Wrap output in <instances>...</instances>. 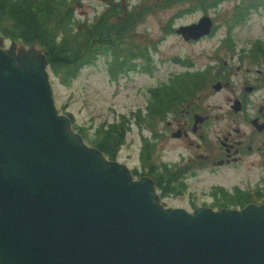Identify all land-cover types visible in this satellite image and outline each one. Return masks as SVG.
Returning a JSON list of instances; mask_svg holds the SVG:
<instances>
[{
	"label": "water",
	"instance_id": "water-1",
	"mask_svg": "<svg viewBox=\"0 0 264 264\" xmlns=\"http://www.w3.org/2000/svg\"><path fill=\"white\" fill-rule=\"evenodd\" d=\"M212 26L205 15L177 32ZM3 39L0 264H264V204L164 208L151 178L134 180L58 113L45 55Z\"/></svg>",
	"mask_w": 264,
	"mask_h": 264
},
{
	"label": "rangeland",
	"instance_id": "rangeland-1",
	"mask_svg": "<svg viewBox=\"0 0 264 264\" xmlns=\"http://www.w3.org/2000/svg\"><path fill=\"white\" fill-rule=\"evenodd\" d=\"M202 1L71 0L75 17L81 20L91 21L115 3L121 10L119 16L132 12L133 16L128 20L134 28L131 35L150 52L151 69H144V61L138 59L135 69L120 73L115 79L109 72V58L104 55L85 65L68 85L61 83L50 71L58 113L72 115V125L81 127L88 134L83 136L87 144L90 145L88 137L101 125L113 122L129 125L126 141L115 159L127 165L135 179L144 167L140 157L143 139L152 137L153 132L160 128L163 130L165 123L142 121L146 104L152 96L150 88L169 83L176 74L186 70L207 72L206 82L190 101L195 102L198 110H205L212 117L207 134L212 144L209 152L216 154L220 151L221 140L229 133L242 136L243 132L250 130L242 117L241 121L234 122L230 106L233 100L239 95L247 97L249 106L254 108L251 115L256 114L259 105L264 103V75L256 79L255 72L263 68L264 56L257 60L249 55L254 46H257L260 55H264V6L251 10L243 22L237 23L236 9L244 7L250 0H221L216 6L205 5L206 2L205 6H201ZM192 6L195 7L186 10ZM138 12L143 13L141 20L137 19ZM203 14L212 18L216 26L213 34L188 42L175 32L174 27L198 21ZM9 44V39H3V48L9 47ZM33 48L40 50L36 46ZM179 58L186 62L179 61ZM217 81L223 84L220 90L213 87ZM246 81L255 83L257 87L247 96L244 90ZM181 107L186 108L183 104ZM139 109L140 118L136 116ZM190 140L200 142L198 137L189 140L169 138L163 149L155 148L151 162L160 165L162 161L168 162L172 171L186 164L190 166L183 177L185 191L159 197L157 200L165 203L161 206L182 207L190 213L197 207H212L213 193L220 187L230 191L239 187L249 191L255 203L262 202L257 190L264 193V166L258 164L261 159L258 153L252 152L236 166L201 167L188 162L189 157L203 151L192 145ZM251 161H255L256 165ZM173 163L180 167H174Z\"/></svg>",
	"mask_w": 264,
	"mask_h": 264
},
{
	"label": "trees",
	"instance_id": "trees-1",
	"mask_svg": "<svg viewBox=\"0 0 264 264\" xmlns=\"http://www.w3.org/2000/svg\"><path fill=\"white\" fill-rule=\"evenodd\" d=\"M219 1L203 0L201 6L216 5ZM259 1L253 0L252 5L256 6ZM137 14V19L141 20L143 13ZM237 14L238 20H242L244 10L237 11ZM119 15L121 10L116 7L87 21L75 17L71 0H0L2 35L26 47L35 43L45 54L53 75L65 85L99 55L109 58V72L113 79L120 73L135 69L138 59L144 61V69H150L151 55L148 48L131 35L134 28L128 20L133 13L128 12L127 17ZM206 75L207 72L185 71L172 78L169 83L150 88L151 115L156 116L162 110L163 103H183L195 97L206 82ZM137 116L140 117L138 114ZM73 127L82 136H88L81 127L74 124ZM128 131L129 125L124 122L101 125L88 137L89 143L98 147L108 158L115 159L126 141ZM146 154L143 149V162ZM147 174L155 179L162 196L181 194L186 189L183 179L185 172L182 169L172 171L167 167L164 171H157L155 168ZM213 194L215 197L212 206L216 208L243 207L254 201L251 194L238 188L233 191L220 188ZM259 195L264 201L261 194Z\"/></svg>",
	"mask_w": 264,
	"mask_h": 264
},
{
	"label": "flooded vegetation",
	"instance_id": "flooded-vegetation-1",
	"mask_svg": "<svg viewBox=\"0 0 264 264\" xmlns=\"http://www.w3.org/2000/svg\"><path fill=\"white\" fill-rule=\"evenodd\" d=\"M117 5V3L114 4V6ZM193 7L195 6H192L186 10H191ZM195 22L197 21L179 24L174 28L176 29L182 25H189ZM249 55L252 57V59H257L258 57L261 58L264 56L252 54ZM255 72L257 75L256 79L262 77L264 75V64L263 68L256 69ZM244 84H246L244 86L246 96L255 92L257 89L255 83H248L246 81L244 82ZM235 100H239V110H235L234 108V106L236 105L234 102ZM183 103L184 107H186L184 109L181 107L182 104L179 103H163L162 110L156 115L158 118L151 119L153 123H165L163 130L160 128L156 133L152 134V137L144 138L143 148L149 155L148 161H150L151 157V148L158 146L163 149L166 143L169 141V138L189 140L193 137H198L200 139L199 143H193L192 140H190V142L195 147L203 149V151L196 154L195 157H189L188 162H192L193 164L197 163L201 167H208V165H210V167H214L215 165H217L218 167L225 165L236 166L242 163L247 155L254 152L255 154L258 153L260 155L261 159L258 164L264 166V103L259 105L256 114L251 115V110H253L254 108L252 106H249L250 103L248 102L247 97L239 95L233 100L230 106L232 109L231 112L234 118V122L241 121L240 117H242L244 121L249 124L248 126L250 127V130H247V132H243L242 136H233L231 133H229V136H226L223 140H221L220 151H218V154L209 152L212 146L207 134L208 125L212 120L210 114L205 110H198L195 102L193 101ZM149 105L150 104L148 102L145 107V120H150L149 118L151 117ZM231 112L229 113L231 114ZM198 115L204 118V120L198 125L194 126L195 119ZM255 119L258 120L257 124H254L252 122ZM236 132L239 133V129H237ZM176 134L178 135L175 136ZM251 162L253 165H256L255 161ZM163 163L166 162L163 161Z\"/></svg>",
	"mask_w": 264,
	"mask_h": 264
}]
</instances>
